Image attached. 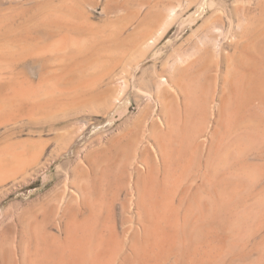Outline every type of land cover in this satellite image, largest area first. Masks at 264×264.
Wrapping results in <instances>:
<instances>
[{"label":"rangeland","instance_id":"1","mask_svg":"<svg viewBox=\"0 0 264 264\" xmlns=\"http://www.w3.org/2000/svg\"><path fill=\"white\" fill-rule=\"evenodd\" d=\"M173 9L176 18L177 16L178 18L173 25L171 23L166 26L168 29H165L163 35L164 24L162 23H165L169 11ZM46 15H48L47 18H44ZM261 16L264 17V0H0V48L4 46L2 50H6V53H4L0 49V62H3L0 65L4 64V66H0V77H2L0 78V89H2L0 90V101H6L9 105L8 108L5 107L6 111L2 110L4 113L0 111V148L6 147L5 149H7L9 145L15 147V149L11 148L13 151H21L26 154L23 160L11 161L14 164V170L10 174L7 172L1 173L0 171V264H39L43 260L42 255H45L48 249L52 253L53 251L50 248L55 246L53 247L56 248L55 253L60 247V242L61 248H63L65 246L63 241L66 238L64 236L66 234L65 230L67 229L65 223L71 219V213L76 211L75 209L81 210V213L84 214L78 213V216L74 212L78 216L77 221L80 219L78 222L83 219H89L85 222L91 221L90 217L94 216L93 213L97 211L99 216L96 215L97 218L94 216L96 219L93 217L92 220L97 223L95 226V228L98 227L96 228V230L98 229L97 233H100L99 236L103 238H109L106 241L112 242V246H115L113 247L115 248L114 251L117 252L120 249L121 252H119H123V256L119 252L117 255L120 256L115 254L118 259L116 261L121 263L123 260V264H264V102L261 99H257L256 101L259 100V102H256L254 98L253 100L251 98L252 102L248 101L247 105L244 104L246 100H243L242 95L238 94L245 92L240 90L241 87L239 89L236 86L238 79L241 77L238 71H248V69L250 71L254 68L250 64V58L253 56L251 54H254L256 50L259 51L260 46L261 48L264 47V38L262 39V36L259 35L264 30L262 29L264 27L262 22L264 21L259 22L260 18H263ZM43 19L45 23L42 22ZM70 21L72 22L70 23ZM246 21H249L248 24L251 22L254 27L247 26ZM35 22L37 24L34 25ZM57 24L59 27H57ZM240 24L242 28H240ZM61 25L63 30L60 27ZM57 28L58 31L62 32H59L61 34L58 33ZM247 28L248 30L250 28L251 31H248ZM254 28L256 34L252 31ZM218 29L220 30L217 31ZM241 29L247 31V34L250 32L249 36L245 35L246 32ZM259 29L260 33L257 32ZM220 31L224 32V37H220ZM241 32H244V36ZM251 32L253 35H250ZM62 34H64L63 36L69 34L68 37L65 36L68 43H70V40L73 41L72 39L75 37L78 40L82 39L80 42L76 41L75 38V41L83 43V46L81 44L83 48L78 44L77 49L75 45L77 43H74V45L71 43L68 44L69 47L67 45L66 48L68 49H64L62 52L60 49L64 38L61 36ZM212 35L217 40L219 39L220 44L223 43L221 44L223 54L222 52L217 54L215 51H211L212 49L209 51L203 50L210 45V39L214 38ZM254 35L258 39L253 37L252 40L251 38ZM111 36H115V38ZM245 37H249L250 41L248 38L247 42ZM153 40L156 45H154ZM228 40L229 43L226 44ZM57 41H60V43ZM135 41H137L136 44ZM6 44L9 49L5 47ZM124 44H128L126 48ZM15 45L17 47H14ZM56 45L59 46L58 49L54 47ZM70 45L73 46L70 47ZM119 45L121 49H124L120 50ZM202 45L204 46L202 47ZM20 47H23V50L24 47H27V49L20 51ZM15 49H19V52ZM59 49L61 52L58 51ZM196 50H199L200 54L197 55V58L193 56L190 59V62L198 60L197 63L194 61L195 64L192 62L194 66L190 63L178 64L182 57H189L188 55H193ZM33 51L37 52L32 54ZM77 51L81 52L77 53ZM252 51L253 53H248ZM12 53L13 55H11ZM97 54H103L102 58L101 56L100 59L99 57L96 58ZM247 54L250 58L246 57ZM88 58L93 60V63L97 60V64L103 66L97 64L95 66V63L88 61ZM241 59H244L245 62L247 59V63L249 62L248 64L252 65L250 66L252 68L247 66V63H243ZM262 60L264 62V58ZM102 61H106L107 64ZM241 63L246 65V69L241 70L244 66L239 65ZM259 63L261 65L258 64L257 68H259V65L264 67V63ZM87 64H93L94 66L88 65L89 67L84 68L85 71H83L82 68L87 67ZM80 65H83V67L81 68ZM171 66L176 70H172ZM202 66L206 67L203 68ZM207 67L208 69H206ZM247 67L249 68L247 69ZM204 70L205 72H203ZM58 72H61V74ZM196 72L203 73L195 76ZM262 72L261 76L264 77V69H262ZM262 72L258 71L259 74ZM244 73L245 75L248 74L244 71L242 75ZM256 75L255 77H260L258 74ZM195 77L197 81L199 80L198 83L194 79ZM235 77H238L237 83ZM248 77H250V73L246 76V78ZM163 78L170 79L171 87L159 90L157 84ZM82 79L84 80L82 81ZM194 80L195 84L193 83ZM24 81L33 88L37 87L38 89V87H41V89H38L41 91H37V94L42 95L46 91L47 93L50 91L56 93L55 95L60 99L59 106L52 108L53 110L46 108L48 107L46 105L47 101L51 99V96L46 98L44 97L45 94L42 97L47 101H41L42 104L44 101L46 102L45 106L43 105L44 108L42 104L32 103L31 100H36L34 98L28 100L30 102L26 101L27 103L16 102L15 98L14 101L11 98L14 96L13 90L20 82ZM86 81L92 84L89 86L90 88H81L80 85H83L81 83H86ZM174 81L177 83H174ZM189 82L195 86L190 87ZM206 82L212 84L209 86ZM241 82L240 85L244 83V79ZM78 84L80 87L77 86ZM90 84L88 83V85ZM124 84H127V88ZM180 84L185 86V88L183 87V94L186 92L185 96L188 93L186 98L182 94ZM205 86L206 88H204ZM244 86L242 87L244 88ZM193 87L195 88L194 91L192 90ZM234 88L239 89L236 91L238 94L234 92ZM206 89L207 91H205ZM190 90L193 91L192 95L189 93ZM77 91L78 93L75 94ZM222 94L224 95L222 96ZM121 95L122 98L119 99L122 100L117 102L118 97H121ZM150 95L153 102L149 100ZM56 96L52 95V98ZM188 96L192 97L189 98ZM202 97H204L203 100L200 99ZM84 98L85 104L80 105L81 99ZM91 98L92 100H90ZM53 99L56 100V98ZM53 99L51 100L52 103L50 102L51 104L55 102ZM78 99L81 101L79 104ZM237 99L243 100L242 103L247 107L245 106V108L240 103L241 101L239 102ZM253 101L256 104L253 105ZM238 102L240 106H237ZM241 105L244 108H240ZM45 108L47 111H45ZM213 109H216L217 113H214ZM168 113L172 115L170 122L175 117L172 120L173 123H170L167 119L171 116ZM235 113L238 115H235ZM186 116L188 117L185 118ZM168 126L170 129H168ZM188 126L193 127L194 131L193 128ZM184 127H187L188 130L185 128L184 131ZM171 131L175 133L172 134ZM161 132L162 135H160L163 138L164 135L167 136V142H164L167 146L160 143V141H165V138L163 140L159 136ZM189 132L192 135L196 134L192 136ZM186 135L188 142L191 138L192 143L189 142V145H185ZM189 135L190 138H188ZM168 138L169 141L171 139V143ZM153 140L160 141L155 143ZM156 144L158 145L156 146ZM160 144L164 146L163 149L167 147L168 152H166V155L170 153L172 155H170L171 159L175 157V161L168 157H166L167 160L166 158L164 160L166 162H176L175 166L173 162H169L170 164L163 163L162 158L165 155V150L164 155L158 153V146H162ZM196 144L199 145V148ZM152 146L157 148L154 147L153 149ZM168 146L170 147L168 148ZM181 149H183L185 155L183 151V154L180 153ZM154 154L159 155L160 161L157 157V159L155 158ZM151 155L154 156L151 157ZM178 155L182 156V159L180 158L177 162ZM115 158H119L121 161ZM101 160H104V162ZM12 163L9 164L10 168L8 166L7 170L12 169ZM149 163L152 165L151 169ZM108 165H111V168ZM162 165L166 166V170ZM168 166L169 169H167ZM100 167L103 169L101 170ZM147 167L151 170L148 171L156 176H160V173H162L161 179L159 177L158 187L161 191L165 185L166 189L164 188L162 194H160L162 196L159 197L162 204L167 199H170V202L167 200L166 205L157 208L159 218L155 220V226H157L155 228L156 238L153 240L150 253L139 261H135L130 258V252L136 236L137 238L142 236L141 225H143L145 218L143 215V218L140 219L141 200L138 202V199L142 197V195L139 197L142 194L140 189L143 190L150 180L149 175L148 178L142 175L148 172ZM154 167L162 168L155 172L152 171ZM107 168H110V170ZM158 168H155V170ZM170 168L173 170H170ZM136 169L139 170L136 171ZM162 170L168 171H164L165 174H163ZM168 174L171 177L169 176L170 179L167 181L166 176ZM173 174H175V179ZM138 177H140L139 179L142 178L140 182L142 181L143 185L139 183ZM177 179L181 180H178L182 186L180 188H178V182H172V180L177 181ZM164 180L167 182H164ZM217 182H219V186ZM215 184L220 188L218 189L221 195ZM224 185L227 187L221 189ZM229 186H232L235 192L241 187L235 193L231 190L232 187L229 188ZM171 188L177 192L175 193L174 190L172 192ZM179 190L181 195L177 197L175 194L178 195ZM187 190L189 192H186ZM169 191H171V194ZM221 192H224L225 195H222ZM236 194L237 196H235ZM168 195L171 197L169 198ZM182 196H184V199ZM217 196L220 198L217 199ZM163 197L165 201H163ZM179 197L183 201L179 202ZM221 197L222 201H220ZM228 197L230 198L227 199ZM173 198V201H176L175 206L173 203L171 205ZM85 199H89L90 202L86 200L88 205L92 204L94 206L87 207ZM223 200L224 203H220ZM227 201L229 202L227 203ZM83 202H85V205ZM179 204L181 205L179 206ZM78 206H81L79 208L82 209L76 208ZM163 206L167 207L164 212L165 207ZM88 208L95 209L89 210ZM193 215H196V217H192ZM84 220L83 224L85 223ZM175 220H177V226L176 229H172L170 225ZM94 222L89 224L95 225ZM79 233L81 235L78 236H84L85 234L82 231ZM56 238H61L62 241L57 239L60 240L58 243ZM53 242L57 244L54 243L55 245L51 246ZM57 245L59 246L57 247ZM94 247L96 246H92V255L93 250H96ZM42 249H44L43 254L41 252L37 253ZM98 251H94L97 256L100 253ZM125 251L129 253H127L129 256V258L127 256V259ZM112 253L114 254V252ZM35 254L37 256L39 254L40 261L36 260L37 256ZM40 254L42 257H40ZM109 257L110 254L107 258ZM122 257L128 262H124ZM101 262H103L101 264H107V261L104 262L102 259ZM120 263L118 262V264Z\"/></svg>","mask_w":264,"mask_h":264},{"label":"bare ground","instance_id":"2","mask_svg":"<svg viewBox=\"0 0 264 264\" xmlns=\"http://www.w3.org/2000/svg\"><path fill=\"white\" fill-rule=\"evenodd\" d=\"M169 12H170L169 15L166 14V15H167V17H166L167 19L164 18V19H166L165 23H162V24H164V28L162 27V28L164 29V30H163V35L165 34V31H166L165 29H168L166 26H169V24H171V23H172V25H173L174 21H176L177 18H178V16H177V18H176V14L174 13V9H173L172 11L170 10ZM172 12H173V13H172ZM175 12H176V11H175ZM46 13H47V12H46ZM53 13H55V12H53ZM56 15H57V14H56ZM166 15H165V16H166ZM47 16H48V15H46V17H44V18H47ZM61 16H62V15H61ZM62 17H63V16H62ZM62 17H61V18H62ZM261 17H263V16H261ZM56 18H57V16H56ZM73 18H74V17H73ZM179 18H180V17H179ZM263 18H264V17H263ZM263 18H260L261 20H260L259 22L264 21ZM37 19H38V18H37ZM262 19H263V20H262ZM6 20H7V19H6ZM39 20H40V19H39ZM55 20H56V19H55ZM37 21H38V20H37ZM37 21H36V22H37ZM47 21H48V19H47ZM47 21H46V22H47ZM61 21H62V20H61ZM61 21H60V22H61ZM63 21H64V19H63ZM63 21H62V22H63ZM65 21H67V20H65ZM73 21H75V20H73ZM36 22L34 23V25L38 23V22H37V23H36ZM42 22H44V19H43ZM42 22H41V23H42ZM60 22H59V24H61ZM71 22H72V21H70V23H71ZM77 22H78V21H77ZM44 23H45V22H44ZM56 23H57V21H56ZM74 23H75V22H74ZM153 23H154V22H153ZM157 23H158V22H157ZM206 23H208V22H206ZM206 23H205V24H206ZM209 23H210V22H209ZM209 23H208V24H209ZM244 23H245V22H244ZM244 23H243V24H244ZM248 23H249V21H248V22L246 21L247 26L250 25L249 27H251V28H252V26L254 27V25H251V22H250V24H248ZM262 23H264V22H262ZM5 24H6V23H5ZM8 24H9V23H8ZM38 24H40V22H39ZM246 24H245V25H246ZM260 24H261V23H260ZM44 25L46 26V24H44ZM62 25H64V24H62ZM62 25L60 26L61 28H62ZM73 25H74V24H73ZM206 25H207V24H206ZM245 25H244V26H245ZM262 25H263V24H262ZM40 26H41V25H40ZM240 26H241V24H240ZM0 27H1V26H0ZM57 27H59L58 24H57ZM78 27H79V26H78ZM240 28H242V26H241ZM244 28L246 29V27H244ZM244 28H243V29H244ZM259 28H260V26H259ZM7 29H8V28H7ZM243 29H241V30L244 31V32H246V33H245V35H246V34H247V31H245V30H243ZM262 29H264V27H262ZM262 29H261V30H262ZM59 30H61V29H59ZM62 30H63V28H62ZM219 30H220V29H218L217 31H219ZM247 30H248V28H247ZM255 30H256L255 28L252 29V31L254 32V34H256V33H255V32H256ZM257 30H258V28H257ZM21 31H22V30H21ZM57 31H58V28H57ZM248 31H251V29L249 28ZM59 32H61V31H58V33H59ZM228 32H229V31H228ZM244 32H241V33L243 34V36H244ZM257 32L260 33V29H259V31H257ZM261 32H262L261 34H259V33H258V34L261 35L262 37H261V36H260V37L263 39V38H264V30L261 31ZM6 33H7V32H6ZM61 33H62V32H61ZM61 33H59V34H61ZM67 33H68V32H67ZM115 33H116V32H115ZM249 33H250V32H248V34H249ZM3 34H5V33L3 32ZM47 34H48V33H47ZM158 34H159V33H158ZM218 34H219V32H218ZM248 34H247V36H249ZM258 34H257V35H258ZM63 35H64V34H62L61 36L64 37V38H63V39L60 38V39H62V43H61L62 45H61V47H60V49L62 50V52H63L64 49H68V48H66L68 44L73 43V45H74V43H77L76 41H80V42H81V40H82L81 38H80L81 40H78V38L75 37V38L77 39V40L75 41V38L73 37L74 39H72V38H70V39H72V40L75 41V42H73V41L70 40V41H69L70 43H68L66 37H68L69 34H68V35H65L66 37L63 36ZM117 35H118V33H117ZM117 35H116V37H117ZM159 35H160V34H159ZM161 35H162V33H161ZM220 35H221V36H220ZM220 35H219L220 37H224V36H225V35H224V32H221V31H220ZM227 35H228V34H227ZM250 35H253L252 32H251ZM10 36H11V35H10ZM156 36H157V35H156ZM209 36H210V35H209ZM209 36H207V37H209ZM212 36L214 37V35H212ZM70 37H71V36H70ZM79 37H81V36H79ZM111 37H113V36H111ZM119 37H120V36H119ZM157 37L159 38V36H157ZM157 37L155 38L156 40H157ZM207 37H206V38H207ZM237 37H238V36H237ZM253 37H254V38H255V37L257 38V36L254 35V36H252V38H251L252 40H253ZM58 38H59V35H58ZM113 38H115V36H114ZM218 38H219V37H218ZM245 38H246V40H247L249 37H245ZM83 39H85V38H83ZM119 39H120V38H119ZM207 39H208V38H207ZM240 39H241V38H240ZM257 39H258V38H257ZM20 40H21V39H20ZM68 40H69V39H68ZM91 40H92V39H91ZM139 40H140V39H139ZM232 40H233V39H232ZM232 40H231V42H232ZM236 40H237V39H236ZM238 40H239V39H238ZM243 40H244V37H243ZM243 40L241 39V41H243ZM248 40L250 41V38H249ZM248 40H247V42H248ZM252 40H251V42H252ZM260 40H261V39H260ZM140 41H141V40H140ZM159 41H160V40H159ZM203 41H204V40H203ZM3 42H4V41H3ZM57 42H58V41H57ZM90 42H91V41H90ZM90 42H89V44H90ZM117 42H118V41H117ZM136 42H137V41H135L134 43L136 44ZM147 42H148V41H147ZM208 42H209V40H208ZM253 42H254V41H253ZM9 43H10V42H9ZM58 43H60V41H59ZM84 43H85V41H84ZM87 43H88V41H87ZM87 43H86V44H87ZM153 43H154V40H153ZM203 43H204V42H203ZM228 43H229V40H228V42H227L226 44H228ZM237 43H238V42H237ZM78 44H80V47H82V46L84 45L83 43H77V44H75V45H76V48H77V46H79ZM81 44H82V46H81ZM119 44H120V42H119ZM138 44H139V43H138ZM146 44L149 45L148 43H146ZM150 44H151V43H150ZM221 44H223V43H221ZM221 44H220V42H219V39L217 40V38L214 37V38H211V39H210V45H208V47H207L206 49H203V48H201V49L206 50V51H209V50L212 49L211 51H215V53H217V54H218V53L220 54L221 52H222V54H223V51H221ZM250 44H251V43H250ZM11 45H13V44L11 43ZM21 45H23V44H21ZM73 45H72V46H73ZM121 45H122V43H121ZM124 45H125V44H124ZM124 45H123V47H124ZM127 45H128V44H127ZM127 45H125V48H126ZM152 45H153V44H152ZM154 45H156V44L154 43ZM252 45H253V44H252ZM255 45H256V44H255ZM255 45H254V46H255ZM258 45H259V44H258ZM25 46H26V45H25ZM72 46L70 45V47H72ZM88 46H89V45H88ZM119 46H120V45H119ZM119 46H118V47H119ZM129 46H130V45H129ZM139 46H141V44H139ZM149 46H151V45H149ZM200 46H201V45H200ZM203 46H204V45H202V47H203ZM245 46H246V45H245ZM5 47H7V44H6ZM14 47H17V45H15ZM28 47H29V46H28ZM47 47H48V46H47ZM54 47H56V49L59 48L58 45H56V46H54ZM57 47H58V48H57ZM68 47H69V45H68ZM84 47H86V46H84ZM205 47H206V46H205ZM255 47H256V46H255ZM2 48H4V46H1L0 49L2 50ZM7 48L9 49V47H7ZM7 48H5V49H7ZM10 48H11V47H10ZM12 48H13V46H12ZM12 48H11V49H12ZM18 48H19V47H18ZM21 48H22V49H21ZM24 48L27 49V47H24ZM40 48H41V47H40ZM73 48H74V47H73ZM82 48H83V47H82ZM86 48H88V47H86ZM237 48H238V47H237ZM245 48H247V47H245ZM256 48H257V47H256ZM256 48H255V49H256ZM263 48H264V47L261 48V46H260L259 51L256 50V52H257V53L259 52V54H257L256 52H255L254 54H251V53H253V51H252V52H248L249 54H251V56L253 55L252 58L248 57L249 54H247V56H246V57L250 58V62H251L250 64H252L254 68L250 67V66H252V65L248 64L249 62L247 63V59H246V62L244 61V59H243V60L241 59V60L243 61V63H245V64L247 63V66H249L250 68H252V69H250V71H249V69H248L249 67H247V69H248V71H247V70H244V69H246V67H245L246 65H245V64H242V63L239 64V65H244V66H242V69H241V70H244V71L246 72V74H247V73H248V74L250 73V77L246 78V76H248V74L245 75V73H244V75H242L244 71H241V72H240V70L238 71V73L240 74L241 77H240L239 79H238L239 76H238L237 78L235 77V79H236L235 82H236V83H237V79L239 80V81H238V84H236V86L239 87V89H240V87H241L240 90H242V91L244 90L245 93L241 92L242 94H241V93L238 94V92H236V91L239 90V89L236 90L235 88H234V92H235L236 94L240 95V96L242 95V96H241L242 99H243V100H246L245 103H244V104H246V105L248 104V103H247L248 101H251V98H252V100H253V98H254L255 101H256L257 99H259V100L261 99V100L264 102V100H263V98H264V79H262V78H264V77L261 76V75L263 74L262 69H264V67H263V65H262V67H261V66H260L261 64L259 63V62H261L262 64L264 63L263 60L261 61V59L264 58V50H263ZM8 49H7V50H8ZM25 49H24V50H25ZM29 49H30V47H29ZM32 49H33V48H32ZM34 49H36V48H34ZM48 49H49V48H48ZM60 49H59L58 51L61 52ZM77 49H78V48H77ZM115 49H117V48H115ZM123 49H124V48H123ZM123 49H121V46H120V50H123ZM247 49H248V48H247ZM257 49H258V48H257ZM13 50H14V49H13ZM17 50H18V52H19V49H15V51H17ZM24 50H23V47H20V51H24ZM79 50H80V49H79ZM85 50H86V49H85ZM199 50H200V49H199ZM199 50H196V51L193 53V55L190 54L191 56L188 55L189 57H187V56H186L185 58L182 57L181 60L178 62V64H179V65H185V64H187V63H190L192 66H194V65L192 64V62H194L195 60H194V61L192 60V62H190V61H191L190 59H192L193 56H196L195 58H197V57H198L197 55L200 54V53H199ZM235 50H236V49H235ZM251 50H253V49H251ZM2 51H3L4 53H6V50L3 49ZM10 51H11V50H10ZM38 51H39V50H38ZM51 51H53V50H51ZM74 51H75V50H74ZM83 51H84V49H83ZM246 51H247V50H246ZM7 52H9V51H7ZM34 52H35V51H33L32 54H35L37 51H36L35 53H34ZM48 52H49V50H48ZM79 52H81V51H79ZM79 52L77 51V53H79ZM102 52H103V51H102ZM111 52H113V51H111ZM235 52H236V51H235ZM235 52H234V53H235ZM1 53H2V52H1ZM16 53H17V52H16ZM57 53H58V52H57ZM103 53H104V52H103ZM105 53H106V52H105ZM119 53H120V51H119ZM119 53H117V54H119ZM217 54H216V55H217ZM11 55H13V53H12ZM16 55H17V54H16ZM18 55H19V53H18ZM41 55H42V54H41ZM79 55H80V54H79ZM97 55H98V56H95V57H96V58L99 57V59H100V56H101V58H102V55H103V54H101V55H100V54H97ZM104 55H105V54H104ZM107 55H108V54H107ZM119 55H120V54H119ZM121 55H122V53H121ZM9 56H10V55H9ZM14 56H15V54H14ZM19 56H21V55H19ZM19 56H18V57H19ZM24 56H25V55H24ZM199 56H200V55H199ZM233 56H234V55H233ZM0 57H1V55H0ZM12 57H13V56H12ZM12 57H11V58H12ZM26 57H28V56H26ZM95 57H94V58H95ZM103 57H104V56H103ZM204 57H205V56H204ZM246 57H245V58H246ZM2 58H3V57H2ZM15 58H16V57H15ZM62 58H63V57H62ZM199 58H200V57H199ZM205 58H206V57H205ZM205 58H204V59H205ZM208 58H209V57H208ZM91 59H93V58H91ZM99 59H98V60H99ZM201 59H202V58H201ZM11 60H12V59H11ZM69 60H70V59H69ZM77 60H78V59H77ZM107 60H109V59H107ZM107 60H106V61H107ZM13 61H14V59H13ZM61 61H62V59H61ZM74 61H76V60H74ZM84 61H85V60H84ZM88 61H91V63H93V62H92L93 60H89V58H88ZM106 61H102V62H104L105 64H107ZM196 61H198V60H196ZM196 61H195V62H196ZM199 61H200V60H199ZM211 61H212V60H211ZM211 61H210V62H211ZM235 61H236V59H235ZM79 62H80V61H79ZM195 62H194V64H195ZM202 62H203V61H202ZM202 62H201V63H202ZM238 62H239V61H238ZM0 63H3V62L1 61ZM63 63H64V62H63ZM63 63H61V64H63ZM67 63H68V62H67ZM67 63H65V64H67ZM71 63H72V61H71ZM71 63H70V65H71ZM82 63H83V62H82ZM94 63H95V66L98 65V64H97V60L94 61ZM94 63H93V64H94ZM104 63H103V64H104ZM109 63L111 64L110 61H109ZM196 63H197V62H196ZM206 63H208V62H206ZM93 64H91V65H90V64H87V67H83V65H80V66H81V68L83 67L82 69H84V68L86 69V68L89 67L88 65H90V66H94ZM96 64H97V65H96ZM198 64H199V63H198ZM258 64H260V65H259V68H257V65H258ZM8 65H10V64H8ZM172 65H173V64H172ZM205 65H206V64H205ZM0 66L2 67V66H4V64H3V65H0ZM80 66H79V67H80ZM85 66H86V65H85ZM98 66H103V65L99 64ZM174 66H175V65H174ZM195 66H196V65H195ZM206 66H207V65H206ZM206 66H205V67H206ZM5 67H6V66H5ZM74 67H75V66H74ZM76 67H77V66H76ZM171 67H172V66H171ZM190 67H191V66H190ZM196 67H197V66H196ZM202 67H203V66H202ZM205 67H203V68H205ZM230 67H231V66H230ZM243 67H244V68H243ZM260 67H261V68H260ZM9 68H10V67H9ZM9 68H7V69H9ZM67 68H68V67H67ZM72 68H73V66H72ZM104 68H105V66H104ZM108 68H109V67H108ZM168 68H169V67H168ZM186 68H187V67H186ZM203 68H202V69H203ZM256 68H257V69H256ZM0 69H1V68H0ZM10 69H11V68H10ZM10 69H9V70H10ZM76 69H77V68H76ZM82 69H80V70H82ZM85 69H84L83 71H85ZM177 69H178V68H177ZM198 69H199V68H198ZM206 69H208V67H207ZM209 69H210V68H209ZM258 69H260V70H258ZM2 70H3V68H2ZM4 70H6V69H4ZM78 70H79V69H78ZM172 70H176V68H173V67H172ZM178 70H179V69H178ZM178 70H177V71H178ZM196 70H197V69H196ZM257 70H258V71H261L262 73L259 74ZM0 71H1V70H0ZM56 71H57V70H56ZM56 71H55V72H56ZM170 71H171V70H170ZM170 71H169V72H170ZM177 71H176V73H177ZM197 71H198V70H197ZM12 72H13V71H12ZM78 72H79V71H78ZM198 72H200V71H198ZM203 72H205V70H204ZM203 72H201V73H197V72H196L194 75H195V76H196L197 74H201V75H202ZM253 72H255L256 74H258V76H260L259 78H261L262 80L259 79V78H257V77H255V76H257V75H256L255 73H253ZM58 73L61 74V72H58ZM68 73H72V72H68ZM68 73H67V74H68ZM170 73H171V72H170ZM172 73H173V72H172ZM228 73H229V72H228ZM238 73H237V75H238ZM5 74H7V73H5ZM13 74H14V72H13ZM254 74H255V75H254ZM2 75H3V74H2ZM56 75H57V74H56ZM62 75H63V74H62ZM69 75H71V74H69ZM237 75H236V76H237ZM253 75H254V77H252ZM7 76H8V75H7ZM72 76H73V75H72ZM182 76H183V75H182ZM243 76H244V77H243ZM69 77H70V76H69ZM242 77H243V78H242ZM0 78H2V77H0ZM60 78H62V77H60ZM72 78H73V77H72ZM72 78H71V80H72ZM191 78H193V77L191 76ZM198 78H199V77H198ZM233 78H234V77H233ZM233 78H232V79H233ZM241 78H242V79H241ZM245 78H246V79H245ZM63 79H64V77H63ZM184 79H185V78H184ZM186 79H187V78H186ZM194 79L197 81V78H196V77H195ZM207 79H209V78H207ZM235 79H234V80H235ZM240 79H241L242 81H243V79H244V83H243L242 85L239 84V83L241 82ZM59 80H60V79H59ZM61 80H62V79H61ZM75 80H76V79H75ZM83 80H84V79H82V81H83ZM85 80H86V78H85ZM91 80H92V79H91ZM94 80H95V79H94ZM94 80H93V82H94ZM169 80H170V79H168V78H167V79H166V78H163V80L161 79V81L158 82L159 84H157V85H158L157 87H159V90H161V89H167L169 86L171 87V84H170V81H169ZM188 80H189V79H188ZM192 80H193V79H192ZM195 80H194V82H193V81H191V82H193V83L195 84ZM213 80H214V79H213ZM198 81H199V80H198ZM198 81H197V83H198ZM211 81H212V80H211ZM74 82H75V81H74ZM76 82L79 83L77 80H76ZM76 82H75V83H76ZM80 82H81V80H80ZM84 82H85V81H84ZM84 82L81 83V84H83V85H80V86H82L81 88H86V87L90 88L89 86L92 85V84H90V82H88L90 85H88L87 81H86L87 84L84 83ZM172 82H173V81H172ZM172 82H171V83H172ZM191 82L188 83V84L190 85V87H192V85H194V84H191ZM208 82H210V81H208ZM208 82H206V84H207ZM62 83H63V82H62ZM124 83H126V82H124ZM174 83H177V82L174 81ZM174 83H173V84H174ZM197 83H196V84H197ZM241 83H242V82H241ZM79 84H80V83H79ZM79 84H78L77 86H79ZM95 84H96V80H95ZM95 84L93 83V85H95ZM188 84H187V86H189ZM206 84H204V85H206ZM208 84H209V83H208ZM211 84H212V83H210L209 86H210ZM71 85H72V84H71ZM75 85H76V84H75ZM124 85H125V87L127 88V84H124ZM177 85L179 86V84H177ZM177 85H176V86H177ZM180 85H181V84H180ZM238 85H239V86H238ZM243 85H245L244 88L242 87ZM5 86H6V85H5ZM72 86H73V85H72ZM77 86H75V87H77ZM80 86H79V87H80ZM174 86H175V85H174ZM181 86H182V94H183V92H184L183 89L185 88V86H184V85H181ZM194 86H195V85H194ZM201 86H202V85H201ZM236 86H235V87H236ZM73 87H74V86H73ZM79 87H78V88H79ZM93 87H94V86H93ZM93 87H92V88H93ZM179 87H180V86H179ZM183 87H184V88H183ZM207 87H208V86H207ZM230 87H231V86H230ZM55 88H56V87H55ZM55 88H54V89H55ZM88 88H87V89H88ZM188 88H189V87H188ZM201 88H202V87H201ZM204 88H206V86H205ZM228 88H229V87H228ZM228 88H227V89H228ZM4 89H5V88H4ZM38 89H41V87H38ZM38 89H37V87H36V88H33L31 85L29 86L27 83H25V81L22 82V83L20 82V83L14 88V90H13V92H14L13 95H14V96L11 97V98H13V100H14V98H15L16 102H22V103H23V102H25V103L30 102V101H28V100H30L31 98H32V99L34 98V99H36V100H31L32 103L35 102V104H36V103H37V104H42L41 101L45 100V98H43L42 96L45 94L44 97L49 98V97L51 96V97H50L51 99H48L49 101L45 100V101H47V104H46V102L44 101L43 104H42V107H43V105L45 106V104H46V105L48 106V107H46V108H48V109L50 108L51 110H53L54 108H56L57 106H59L58 104H59V100H60V99H58V96L55 95L56 93L54 94V93L51 92V91L48 92V93H47V91H46V92L42 91V92H44V93H42V95H40V94H37V93H38L37 91H41V90H38ZM123 89H124V88H123ZM189 89H191V88H189ZM194 89H195V88L193 87L192 90L194 91ZM207 89H208V88H207ZM207 89H206L205 91H207ZM0 90H2V89H0ZM49 90H50V89H49ZM64 90H65V89H64ZM77 90H78V89H77ZM90 90H91V89H90ZM186 90H187V89H186ZM208 90H209V89H208ZM83 91H84V90H83ZM193 91H192V92H193ZM200 91H201V90H200ZM231 91H232V90H231ZM71 92H72V90H71ZM73 92H74V90H73ZM123 92H124V94H125V91H124V90H123ZM175 92H176V91H175ZM180 92H181V91H180ZM192 92H191V90H190L189 93H191V95H192ZM201 92H204V91H201ZM239 92H240V91H239ZM63 93H64V92H63ZM77 93H78V91H77L75 94H77ZM80 93H81V92H80ZM140 93H141V92H140ZM185 93H186V92H185ZM185 93H184V94H185ZM204 93H205V92H204ZM204 93H202V94H204ZM75 94H73V95H75ZM120 94H123V93H120ZM124 94H123V95H124ZM180 94H181V93H180ZM182 94H181V95H182ZM184 94H183V96H184ZM218 94H219V93H218ZM236 94H235V97H236ZM52 95H53V96H56V97H53V98H56V100H54V99L52 98ZM61 95H62V94H61ZM80 95H81V94H80ZM83 95H84V93H83ZM83 95H81V96H83ZM143 95H144V93H143ZM187 95H188V93L184 96V98H186ZM223 95H224V94H222V96H223ZM233 95H234V94H233ZM238 95H237V96H238ZM243 95H244V96H243ZM146 96H147V94H146ZM203 96H204V95H203ZM216 96H217V95H216ZM67 97H68V96H67ZM67 97H66V98H67ZM72 97H73V96H72ZM77 97H78V96H77ZM84 97H85V96H84ZM88 97H89V96H88ZM90 97H91V96H90ZM188 97H189V96H188ZM190 97H192V96H190ZM190 97H189V98H190ZM224 97H226V96H224ZM228 97H229V96H228ZM241 97H240V98H241ZM243 97H244V98H243ZM41 98H43V99H41ZM59 98H60V97H59ZM73 98H74V97H73ZM78 98H79V97H78ZM119 98H122V95H121V97H118V101L116 100L117 102H120L119 100H122V99H119ZM149 98H150V99H149ZM149 98H148V99L151 101V100H152L151 95L149 96ZM214 98H216V97H214ZM237 98H238V97H237ZM52 99L55 101V102H53V104H51V103H52V101H51ZM62 99L64 100V98H62ZM71 99H72V98H71ZM200 99L203 100L204 97H202V98H200ZM247 99H249V100H247ZM10 100H12V99H10ZM15 100H14V101H15ZM38 100H39V101H38ZM66 100H68V99H66ZM78 100H79V101H78ZM78 100H77V102H78V104H79V102H81V101H80V99H78ZM81 100H82V102H83V100H84V102H83V103L81 102L82 104L80 103V105H84V104H85V98H84V99H81ZM88 100H89V99H88ZM90 100H92V98H91ZM185 100H188V99H185ZM189 100H190V99H189ZM225 100H227V99H225ZM237 100H238V99H237ZM243 100L241 101V100L239 99L238 101H239V102L241 101L240 103L243 104V103H242ZM259 100L256 101V102H259ZM26 101H27V102H26ZM36 101H38V102H36ZM75 101H76V100H75ZM200 101H201V100H200ZM9 102H10V101H9ZM12 102H13V101H12ZM12 102H11V104H13ZM48 102H49V103H48ZM50 102H51V103H50ZM92 102H93V101H92ZM152 102H153V100H152ZM187 102H188V101H187ZM220 102H221V100H220ZM223 102H224V100H223ZM226 102H228V100H227ZM239 102H238L237 106L239 105ZM251 102H252V101H251ZM251 102H250V103H251ZM73 103H74V102H73ZM86 103H87V102H86ZM214 103H215V102H214ZM11 104H10V105H11ZM16 104H17V103H16ZM16 104H15V105H16ZM18 104H20V103H18ZM48 104H49V105H48ZM62 104H63V103H62ZM87 104H88V103H87ZM116 104H118V103H116ZM188 104H189V102H188ZM215 104L217 105V103H215ZM219 104H220V103H219ZM222 104H223V103H222ZM244 104H243V105H244ZM254 104H256V103H254V101H253V105H254ZM260 104H261V103H260ZM263 104H264V103H263ZM13 105H14V104H13ZM13 105H12V106H13ZM185 105H186V104H185ZM223 105H224V104H223ZM223 105H222V106H223ZM225 105H227V104H225ZM228 105H229V104H228ZM243 105H241L240 108H244V107L246 106V105H244V107H242ZM258 105H259V104H258ZM7 106H9V105L6 103V101H5V102H3V101L1 102V101H0V111L5 110V107H7ZM239 106H240V105H239ZM248 106H249V105H248ZM263 106H264V105H263ZM61 107H62V105H61ZM61 107H60V108H61ZM217 107H218V106H217ZM220 107H221V106H220ZM246 107H247V106H246ZM246 107H245V108H246ZM249 107H250V106H249ZM7 108H8V107H7ZM40 108H41V107H40ZM43 108H44V107H43ZM46 108H45V111H47ZM52 108H53V109H52ZM58 108H59V107H58ZM222 108H223V107H222ZM224 108H225V106H224ZM226 108H227V106H226ZM41 109H42V108H41ZM61 109H62V108H61ZM184 109H185V108H184ZM217 109H218V108H217ZM236 109H237V108H236ZM238 109H239V108H238ZM238 109H237V110H238ZM43 110H44V109H43ZM59 110H60V109H59ZM213 110H214V109H213ZM215 110H216V109H215ZM215 110H214V111H215ZM222 110H223V109H222ZM237 110H236V111H237ZM239 110H241V109H239ZM247 110H248V108H247ZM5 111H6V110H5ZM39 111H40V110H39ZM55 111H56V110H55ZM183 111H184V110H183ZM186 111H187V110H186ZM206 111H208V110L206 109ZM244 111H245V110H244ZM244 111H243V112H244ZM2 112L4 113V111H2ZM8 112H9V111H8ZM14 112H15V111H14ZM221 112H222V111H221ZM223 112H224V111H223ZM223 112H222V113H223ZM243 112H241V113H243ZM249 112H250V111H249ZM3 113H2V114H3ZM187 113H188V112H187ZM214 113H217V112L215 111ZM238 113H240V112H238ZM241 113H240V114H241ZM6 114H7V113H6ZM169 114H170V113H168V115H169ZM174 114H175V112H174ZM183 114H184V113H183ZM236 114H237V113H235V115H236ZM240 114H239V115H240ZM20 115H21V114H20ZM170 115H171V114H170ZM177 115H178V114H177ZM179 115H180V114H179ZM189 115L191 116V114H189ZM222 115H223V114H222ZM226 115H227L228 117H230L228 114H226ZM237 115H238V114H237ZM243 115L245 116V114H243ZM14 116H15V115H14ZM35 116H36V115H35ZM190 116H189V118H190ZM217 116H218V115H217ZM223 116H224V115H223ZM166 117H167V116H166ZM171 117H172V115H171L170 117L167 118V119L169 120V122H170ZM183 117H184V115H183ZM187 117H188V116H186L185 118H187ZM218 117H219V116H218ZM228 117H227V120H228ZM164 118H165V117H164ZM173 118H175V117H173ZM173 118H172V120H173ZM241 118H244V117H241ZM241 118H240V119H241ZM167 119H166V121H167ZM176 119H177V118H176ZM237 119H238V117H237ZM172 120H171V122H172ZM185 120H186V119H185ZM187 120H188V119H187ZM191 120H192V118H191ZM216 120H217V119H216ZM216 120H215V121H216ZM204 121H205V120H204ZM204 121H203V122H204ZM171 122H170V123H171ZM173 122H174V121H173ZM173 122H172V123H173ZM186 122H187V121H186ZM188 122H189V121H188ZM188 122H187V123H188ZM206 122H207V121H206ZM208 122H209V121H208ZM222 122H223V121H222ZM226 122H227V121H226ZM166 123H167V122H166ZM166 123H165V124H166ZM190 123H191V122H190ZM190 123H189V124H190ZM216 123H217V122H216ZM167 124H168V123H167ZM189 124H187V125H189ZM208 124H210V123H208ZM228 124H229V122H228ZM233 124H235V123H233ZM168 125H169V124H168ZM175 125H176V124H175ZM190 125H191V124H190ZM220 125H221V124H220ZM224 125H225V124H224ZM185 126H186V125H185ZM209 126H210V125H209ZM213 126H214V125H213ZM225 126H226V125H225ZM225 126H224V127H225ZM227 126H228V125H227ZM168 127H169V126H168ZM170 127H171V125H170ZM170 127H169L168 129H170ZM188 127H190V126H188ZM215 127H216V126H215ZM235 127H236V125H235ZM174 128H175V127H174ZM185 128L188 130L187 127H184V131H185ZM190 128H193V127H190ZM177 129H178V128H177ZM182 129H183V128H182ZM206 129H207V127H206ZM166 130H167V129H166ZM179 130H181V129L179 128ZM189 130H191V129H189ZM226 130H227V129H226ZM226 130H225V131H226ZM229 130H230V129H229ZM160 131H162V130H160ZM167 131H168V130H167ZM167 131H166V132H167ZM175 131H176V129H175ZM193 131H194V128H193ZM237 131H239V130H237ZM237 131H236V132H237ZM169 132H170V131H169ZM169 132H168L167 134H169ZM171 132H172V134L175 133L174 131H171ZM177 132H178V130H177ZM228 132H230V131H228ZM163 133H165V132H163ZM186 133H188V132L186 131ZM192 133H194V132H192ZM160 134L162 135V132L159 133V136L162 137ZM167 134H166V135H167ZM184 134H185V133H184ZM189 134H190V132H189ZM195 134H196V133H195ZM195 134H193V135L195 136ZM208 134H210V133H208ZM177 135H178V134H177ZM190 135H192V134H190ZM190 135L188 136V138L191 137ZM193 135H192V136H193ZM200 135H202V134H200ZM169 136H170V134L168 135V137H169ZM166 137H167V136H166ZM166 137H165V135H164L165 141H163V142L160 141V140H162V139H160L159 137H158V139H160V140H156V141H158V142L160 141V143L164 144V142H167ZM171 137H172V135H171ZM204 137H206V136H204ZM214 137H215V136H214ZM153 138H154V136H153ZM162 138H163V137H162ZM164 138H163V140H164ZM207 138H208V137H207ZM212 138H213V137H212ZM224 138H225V136H224ZM121 139H122V138H121ZM185 139H187V135H186V138H185ZM221 139H222V138H221ZM182 140H183V139H182ZM205 140H206V139H205ZM211 140H212V139H211ZM222 140H223V139H222ZM153 141H155V140H153ZM156 141H155V143H157ZM168 141H169V138H168ZM170 141H171V139H170ZM170 141H169V142H170ZM176 142H177V141H176ZM183 142H185V141H183ZM189 142L192 143V142H191V138H190V141H189ZM189 142H188V139H187V140H186V144H185V143H184V144L187 145ZM205 142H206V141H205ZM213 142H214V141H213ZM170 143H171V142H170ZM172 143H173V142H172ZM198 143H199V142H198ZM203 143H204V142H203ZM208 143H209V141H208ZM21 144H22V143H21ZM25 144H26V142H25ZM162 144H160V145H162ZM167 144H168V143H167ZM16 145H17V144H16ZM147 145H148V144H147ZM154 145H155V144H154ZM157 145H158V144H156V146H157ZM164 145H165V144H164ZM168 145H169V144H168ZM175 145H176V144H175ZM188 145H189V144H188ZM192 145H193V144H192ZM196 145H197V144H196ZM204 145H205V144H204ZM204 145H203V146H204ZM218 145H219V144H218ZM25 146H26V145H25ZM27 146H28V145H27ZM156 146H154V147H156ZM165 146H167V145H165ZM171 146H172V144H171ZM194 146H195V144H194ZM197 146H198V148H199V145H197ZM197 146H196V147H197ZM8 147L11 149L13 146L11 147V146L8 145V146H7V149H5L6 147H5V148H0V149H3V150H0V171H1V173L7 172V173L10 174V173L14 170V164H13L11 161L14 160V162H15V160H20V159L23 160V158L26 157V154H23L21 151H20V152H16V151H13L12 149L10 150ZM145 147H146V146H145ZM147 147H149V146H147ZM152 147H153V146H152ZM154 147H153V149H154ZM163 147H164L163 145H162V146H158V153H160V155H164V150H165V155H164V157L162 156V157H163V158H162V161H163V163L165 162V163L170 164L169 162L172 163L173 161H168V162H166V161L164 160V158H166V157L170 158V155H171V154H170V153H169V154L167 153V155H166V152H168L167 149H166L167 147H165L164 149H163ZM169 147H170V146H168V148H169ZM182 147H183V146H182ZM182 147H181V148H182ZM185 147H186V146H185ZM187 147H189V146H187ZM196 147H195V148H196ZM207 147H208V146H207ZM209 147H210V146H209ZM213 147H214V146H213ZM156 148H157V147H156ZM13 149H15V147H13ZM17 149H18V148H17ZM17 149H16V150H17ZM172 149H173V148H172ZM187 149H188V148H187ZM193 149H194V147H193ZM193 149H192V151H193ZM117 150H118V149H117ZM146 150H147V149H146ZM150 150H151V148H150ZM196 150H197V149H196ZM198 150H199V149H198ZM217 150H218V149H217ZM217 150H216V151H217ZM148 151H149V148H148ZM151 151H152V150H151ZM182 151H183V149H181V151H180L181 154L184 153V151H183V153H182ZM206 151H207V150H206ZM114 152H115V151H114ZM114 152H113V154H115ZM116 152H117V151H116ZM154 152H156V151L154 150ZM178 152H179V151H178ZM194 152H195V151H194ZM207 152H208V151H207ZM111 153H112V152H111ZM150 153H151V152H150ZM158 153H156V154H158ZM180 153H177V154L181 155ZM195 153H196V152H195ZM195 153H194V154H195ZM216 153H217V152H216ZM119 154H120V153H119ZM154 155H155V154H154ZM154 155H151V157L154 156ZM168 155H169V156H168ZM173 155H174V154H173ZM179 155H178V156H179ZM184 155H185V153H184ZM184 155H183V157H184ZM186 155H187V154H186ZM192 155H193V152H192ZM207 155H208V154H207ZM215 155H216V154H215ZM107 156H108V155H107ZM113 156H114V155H113ZM116 156H117V155H116ZM116 156H115V157H116ZM119 156H120V155H119ZM158 156H159V155H158ZM158 156L155 155V158H156V157L158 158ZM171 156H172V155H171ZM178 156H177V162H178V160H180V158L182 159V156H179V157H178ZM34 157H35V156H34ZM120 157L122 158V156H120ZM173 157H174V156H173ZM192 157H193V156H192ZM196 157H197V155H196ZM153 158H154V157H153ZM157 158H156V159H157ZM159 158H160V157H159ZM159 158H158V160H159ZM168 158H166V160H167ZM213 158H214V157H213ZM115 159H116V158H115ZM118 159H119V158H118ZM118 159H116V160H118ZM170 159H171V158H170ZM174 159H175V157H174ZM174 159L172 158L171 160H174ZM28 160H29V159H28ZM119 160L121 161V159H119ZM154 160H155V159H154ZM192 160H193V159H192ZM194 160H195V159H194ZM9 161H10V162H9ZM101 161H102V160H101ZM159 161H160V160H159ZM174 161H175V160H174ZM184 161H185V160H184ZM195 161H196V160H195ZM8 162H9V163H8ZM16 162H17V161H16ZM102 162H104V160H103ZM115 162H116V161H115ZM117 162H118V161H117ZM7 163H8V164H7ZM10 163H12V169H9V168H10V166H9ZM17 163H18V162H17ZM99 163H100V162H99ZM118 163H119V162H118ZM118 163H117V164H118ZM124 163H125V162H124ZM173 163H174V162H173ZM179 163H180V162H179ZM26 164H27V163H26ZM26 164H25V165H26ZM154 164H155V163H154ZM175 164H176V162L174 163V166H175ZM180 164H181V163H180ZM193 164H194V163H193ZM193 164H191V165H193ZM19 165H20V164H19ZM124 165H125V164H124ZM135 165H136V164H135ZM156 165H157V164H156ZM184 165H185V164H184ZM8 166H9V168H8L9 170H7V167H8ZM103 166H104V165H103ZM108 166L110 167L111 165H108ZM139 166H140V165H139ZM145 166H148V165H145ZM149 166H150V169H151V168H152V165H150V163H149ZM162 166H163V165H162ZM172 166H173V165H172ZM17 167H18V166H17ZM97 167H98V166H97ZM101 167H102V166H101ZM101 167H100V168H101ZM105 167H107V166H105ZM141 167H142V165H141ZM158 167H159V166H158ZM158 167H154V168L152 169V171L154 170V171L156 172V171H158V170H160V169L162 168V167H161V168L159 169ZM163 167L165 168L166 166L164 165ZM170 167H171V165H170ZM110 168H111V167H110ZM110 168H107V169L110 170ZM137 168H139V167H137ZM143 168H144V167H143ZM147 168H148L147 171L150 170L149 167H147ZM155 168H158V169L155 170ZM171 168H173V167H171ZM171 168H170V170H173V169H171ZM175 168H176V167H175ZM175 168H174V170H176ZM21 169H22V168H21ZM102 169H103V168H101V170H102ZM134 169H135V168H134ZM167 169H169V166H168ZM189 169H191V168L189 167ZM16 170H17V169H16ZM105 170H106V169H105ZM105 170H104V171H105ZM109 170H108V171H109ZM137 170H139V169H136V171H137ZM144 170H145V169H144ZM144 170H143V171H144ZM165 170H166V168H165ZM165 170H164V171H165ZM150 171H151V170H150ZM162 171H163V170H162ZM164 171H163V174H165V172H167L168 170L165 171V172H164ZM182 171H183V170H182ZM190 171H191V170H190ZM141 172H142V171H141ZM170 172H171V171H170ZM170 172H169V173H170ZM187 172H188V171H187ZM99 173H100V172H99ZM101 173H102V171H101ZM139 173H140V172H139ZM145 173H146V172H145ZM145 173H144V174H145ZM147 173H148V174H147ZM147 173H146V175H144V174H142V175H143V176H146V177L149 175V178H150L149 183H148L147 185H145V188H144L143 190L140 189L141 192H142V194H140L139 197H140L141 195H142V197L139 198V197L137 196V197L139 198V199H138V202H139V200H141V201H140V202H141V203H140V209H141V210H139V211H140V215H139V216H140V219H141V218H143V215H144L145 220H144V223H142L143 225H141V226H142V227H141V228H142V236L140 235L141 237H139V238H137V236H136V238L134 237L135 240H134V242H133V246L131 247L132 249L130 248V249H131V252H130V258H131L132 260H135V261H139L140 259L144 258L145 256H147V255L150 253L151 248H152L153 240H154V238H156V237H155V236H156L155 228H157V226H155V223H156L155 220H157V219L159 218L158 213H157V208H161V206L164 205V204L166 205V203H168L167 200H168V201L170 200V199H167V200L165 201V199H164L165 196L163 197V199H164L163 201H165V203L162 204V201L160 200V197L162 196V195H160V194H162L161 192H162V191L164 190V188L166 187V186L164 185L165 187L163 186V188H162L163 190H161V191H160V189H159V187H158V184L160 183V182H159V177L162 175V173H160V174H161L160 176H156V175L152 174V173L149 172V171H148ZM153 173H154V172H153ZM171 173H172V172H171ZM189 173H190V172H189ZM102 174H103V173H102ZM102 174H101V175H102ZM106 174H107V171H106ZM106 174H105V176H106ZM108 174H109V173H108ZM140 175H141V173H140ZM174 175H175V174H173V178L175 179ZM180 175H181V173H180ZM1 176H2V175H1ZM103 176H104V174H103ZM103 176H102V177H103ZM108 176H109V175H108ZM143 176H142V177H143ZM169 176H170L169 174L166 176V177L168 178V179L166 178L167 181H168V180L170 179V177H171V176H170V177H169ZM102 177H101V178H102ZM140 177H141V176H140ZM140 177H138V181H139V183H142V181L140 182V180L142 179V178L139 179ZM188 177H189V176H188ZM103 178H104V177H103ZM147 178H148V177H147ZM178 178H180V177H178ZM184 178H185V177H184ZM108 179H109V178H108ZM110 179H111V177H110ZM160 179H161V177H160ZM174 179H173V180H174ZM180 179H181V178H180ZM180 179H177V181H173V180H172V182H175V183H176V182H178V180H180ZM188 179H189V178H188ZM96 180H97V178H96ZM100 180H101V179H100ZM104 180H106V179L104 178ZM186 180H187V179H186ZM217 180H218V179H217ZM217 180H216V181H217ZM110 181H111V180H110ZM120 181H121V180H120ZM138 181H137V182H138ZM145 181H146V180H145ZM167 181L164 180V182H167ZM180 181H181V180H180ZM180 181L178 182V184H179V187H178V188H180V186H181V185H180ZM97 182H98V181H97ZM115 182H116V181H115ZM182 182H183V181H182ZM184 182H185V180H184ZM184 182H183V183H184ZM99 183H100V181H99ZM101 183H102V180H101ZM101 183H100V184H101ZM139 183H137V184H139ZM146 183H147V182H146ZM214 183H216V182H214ZM217 183H218V186H219V182H217ZM220 183H221V181H220ZM93 184H94V183H93ZM96 184H97V183H96ZM96 184H95V185H96ZM108 184H109V183H108ZM116 184H117V183H116ZM144 184H145V182H144ZM161 184H162V183H161ZM163 184H165V183H163ZM166 184H167V183H166ZM171 184H173V183H171ZM171 184H170V185H171ZM185 184H186V183H185ZM227 184H228V183H227ZM229 184H230V183H229ZM234 184H235V183H234ZM103 185H104V184H103ZM142 185H143V183H142ZM142 185H141V186H142ZM173 185H174V184H173ZM182 185H184V184H182ZM237 185L239 186V184H237ZM175 186H177V185H175ZM215 186H216V184H215ZM220 186H221V185H220ZM238 186H236V187H238ZM87 187H88V185H87ZM142 187H143V186H142ZM142 187H141V188H142ZM168 187H169V186H168ZM181 187H182V186H181ZM223 187H227V186L224 185V186L221 187V189H223ZM230 187H232V186H229V188H230ZM233 187H235V186L233 185ZM233 187H232V189H231L232 191H233V189H234ZM240 187H241V186H240ZM240 187H239V189H240ZM92 188H93V187H92ZM137 188H138V185H137ZM139 188H140V187H139ZM169 188H170V187H169ZM173 188H174V187H173ZM218 188H219V187L216 186V189H218ZM242 188H244V187H242ZM100 189H101V188H100ZM100 189H99V190H100ZM165 189H166V188H165ZM174 189H175V188H174ZM174 189H173V190H174ZM186 189H187V188H186ZM213 189H214V188H213ZM216 189H214V190H216ZM219 189H220V188H219ZM219 189L217 190L218 192L220 191ZM226 189L228 190V192H230L228 188H226ZM239 189H238V190H239ZM137 190H139V189H137ZM140 190H139V192H140ZM173 190H172V188H171V191H172V192H173ZM176 190H177V189H176ZM188 190H189V189H188ZM188 190H187L186 192H189ZM236 190H237V188H236ZM238 190H237V192H238ZM167 191H168V189H167ZM171 191H169L170 194H171ZM174 191H175V190H174ZM190 191H191V190H190ZM222 191H224V190H222ZM240 191H242V190H240ZM82 192H83V191H82ZM134 192H135V191H134ZM137 192H138V191H137ZM141 192H140V193H141ZM176 192H177V191H175V193H176ZM179 192H180V190L178 191V193H179ZM182 192H183V191H182ZM218 192H217V193H218ZM224 192H225V191H224ZM224 192H223V193L221 192L222 195H225ZM233 192H235V191H233ZM237 192H235V193H237ZM80 194H81V193H80ZM133 194H134V193H133ZM133 194H132V195H133ZM167 194H168V193H167ZM215 194H216V193H215ZM219 194H220V192H219ZM227 194H228V193H227ZM231 194H232V193H231ZM231 194H230V195H231ZM76 195H77V193H76ZM83 195H85V194H83ZM172 195H173V193H172ZM179 195H181V194H180V193H179L178 195L175 194V196H177V197H178ZM188 195H189V194H188ZM220 195H221V194H220ZM233 195H234V193H233ZM77 196H78V195H77ZM104 196H105V195H104ZM135 196H136V195H135ZM159 196H160V197H159ZM175 196H173V197L175 198ZM184 196H185V195H184ZM184 196H182L183 199H184ZM227 196H228V195H227ZM235 196H237V194H236ZM85 197H86V196H85ZM102 197H103V195H102ZM168 197H169V195H168ZM170 197H171V196H170ZM170 197H169V198H170ZM198 197H200V196H198ZM217 197H218V196H217ZM76 198H77V197H76ZM97 198H98V196H97ZM134 198H135V197H134ZM174 198L172 199L171 205H172V203H173V205H174L175 202H176V201H173ZM186 198H187V195H186ZM219 198H220V197H218L217 199H219ZM229 198H230V197H228L227 199H229ZM233 198H234V197H233ZM80 199H81V198H80ZM105 199H106V198H105ZM223 199H224V198H223ZM78 200H79V198H78ZM86 200L89 201V199H85V201H86ZM100 200H101V198H100ZM175 200H176V198H175ZM179 200H180L179 202L183 201V200H181V197H179ZM215 200H216V199H215ZM230 200H231V199H230ZM230 200H229V201H230ZM233 200H234V199H233ZM83 201H84V200H83ZM217 201H218V200H217ZM220 201H222V197H221V200H220ZM220 201H219V202H220ZM229 201H227V203H228ZM80 202H81V201H80ZM89 202H90V201H89ZM101 202H102V201H101ZM169 202H170V201H169ZM201 202H202V201H201ZM83 203H84V205H85V202H83ZM83 203H82V204H83ZM86 203H87V205H88V202H87V201H86ZM105 203H106V202H105ZM135 203H136V202H135ZM220 203L223 204V203H224V200H223V202H220ZM99 204H100V203H99ZM99 204H98V205H99ZM101 204H102V203H101ZM138 204H139V203H138ZM169 204H170V203H169ZM181 204H183V203H181ZM181 204H179V206H180ZM201 204H202V203H201ZM204 204H205V203H204ZM87 205H86V206H87ZM206 205H207V204H206ZM89 206L92 207V206H94V205H92V204L90 205V204H89L87 207H89ZM99 206H100V205H99ZM167 206L169 207V205H167ZM174 206H175V205H174ZM79 207H81V206H78V207H76V208H79ZM163 207H165V206H163ZM190 207H191V206H190ZM192 207H193V206H192ZM207 207H208V206H207ZM223 207H224V206H223ZM166 208H167V207H165L164 209L162 208V209H163V212H164V210H167ZM220 208H221V207H220ZM79 209H82V208H79ZM88 209H89V208H88ZM91 209L94 210L95 208H91ZM91 209H89V210H91ZM207 209H208V208H207ZM207 209H206V210H207ZM73 210H74V209H73ZM75 210H76L77 212H76V211H73V212H72L73 215H72V213H71L72 209H71V211L68 210V211H70V213H71V219L69 218L70 220L67 221V223H65V225H67V227L65 226V228H67V229L65 230V231H66V234L64 235V236H66V238H65V240L63 241V243L65 242V243H64L65 246H64L63 248H61V242H60L61 238H56V240H57V239H60V240H57L58 243L60 242V244H59L60 247H59V249H58V250H60V251L57 250V251L54 253V251L56 250V248L54 249L53 247H55V246H53V247L50 248L49 245H47V246L53 251L52 253H51L50 250L48 249L47 252H46V253H48V254L45 253V255H42V256H43V257H42L41 254H43L42 252H44L43 250H44L45 248L42 249V251H37V253H40V252H41L40 257L43 258V260H42L39 264H101V263H103V262H101V259L104 260V262L107 261V264H109V262H110V264H111V262H112V264H113L114 261H115L114 264H118V262L120 263V261H116V260H118V259H117V256H120V255H117V253H118L119 251L121 252V250L118 249L117 252L114 251L113 249H115V248H113V247H115V246H112V245H113L112 242H111V241H109V242L106 241V240H108L109 238H108V239L103 238L102 236H99L100 233H97V232H98V231H97L98 229L96 230V228H98V227L95 228V226L97 225V223H95L94 221H92L94 216H95L96 218H97V216H99L98 213H97V211H96V212L93 211V212H95V213L92 212L93 215H94V216H91L92 218L90 217V220L92 219V220H91L92 222H91V221L85 222V221H87V220H89V219H86V220L83 219L84 222H85V223L83 224V220H81L82 223H81V222H78L80 219L77 221L78 216H79L78 213H81V210H77V209H75ZM159 210H160V209H159ZM172 210H173V209H172ZM188 210H189V209H188ZM190 210H191V209H190ZM190 210H189V211H190ZM68 211H66V212H68ZM141 211H142V213H141ZM168 211H169V210H168ZM74 212L77 213L78 216H77ZM136 212H137V211H136ZM158 212L160 213L161 211H158ZM163 212H162V213H163ZM194 212H195V211H194ZM194 212H193V213H194ZM68 213H69V212H68ZM68 213H67V214H68ZM96 213H97V214H96ZM162 213H161V214H162ZM81 214H82V213H81ZM99 214H100V213H99ZM137 214H138V213H137ZM164 214H165V213H164ZM170 214H171V213H170ZM194 214H195V213H194ZM82 215H84V214H82ZM82 215H81V216H82ZM96 215H97V216H96ZM172 215H173V214H172ZM178 215L180 216V214H178ZM178 215H177V216H178ZM69 216H70V215H69ZM167 216H168V215H167ZM173 216H174V215H173ZM198 216H199V215H198ZM95 217H94V219H96ZM164 217H166V216H164ZM192 217H196V215H195V216L193 215ZM192 217H191V218H192ZM67 218H68V217H67ZM84 218H85V217H84ZM174 218H175V217H174ZM138 219H139V218H138ZM165 219H166V218H165ZM195 219H196V218H195ZM202 219H204V218H202ZM159 220H161V219H159ZM178 220H181V219H178ZM199 220H200V219H199ZM172 221H173V219H172ZM172 221H171V222H172ZM193 221H194V220H193ZM93 222H94L95 225H92ZM142 222H143V221H142ZM195 222H197V221H195ZM195 222H194V223H195ZM202 222H203V221H202ZM87 223H88V224H87ZM89 223H92V224H89ZM157 223H158V222H157ZM162 224H163V223H162ZM179 224H180V223H179ZM196 224H197V223H196ZM170 226H171L172 229H176V226H177V220H175V222L171 223ZM170 226H169V227H170ZM169 227H168V228H169ZM159 228H160V227H159ZM162 228H163V227H162ZM63 230H64V229H63ZM83 230H85V231H83ZM30 231H31V230H30ZM65 231H64V233H65ZM80 231H82V232L85 233L84 236H78L79 234L81 235V233H79ZM173 231H174V230H173ZM177 231H178V230H177ZM211 232H212V231H211ZM30 234H31V233H30ZM158 234H159V233H158ZM217 234H218V233H217ZM82 235H83V234H82ZM138 236H139V235H138ZM158 236H159V235H158ZM98 237L103 238V239L100 240ZM161 237H162V236H161ZM161 237H160V238H161ZM104 239H105V241H103ZM163 239H164V238H163ZM56 240H55V241H56ZM165 240H166V239H165ZM165 240H164V241H165ZM206 240H207V239H206ZM61 241H62V240H61ZM94 241H95V242H94ZM216 242H217V241H216ZM54 243H56V242H53V243L51 244V246H52ZM93 243H94V244H93ZM95 243H96V244H95ZM48 244H49V243H48ZM56 244H57V243H56ZM131 244H132V243H131ZM131 244H130V245H131ZM54 245H55V244H54ZM59 245H57V247H58ZM93 245L96 246V247H94V249L96 248V250H93L94 258H93V255L91 254V252H92V246H93ZM48 247H47V248H48ZM100 247H101V248H100ZM34 248H35V247H34ZM47 248H46V249H47ZM97 248H98V249H97ZM99 248H100V249H99ZM226 248H227V247H226ZM226 248H224V249H226ZM38 249H39V248H38ZM128 249H129V248H128ZM155 249H157V247H155ZM155 249H154V250H155ZM97 250L100 251V253H99L98 256L95 255V253H94V251L96 252ZM99 251H98V252H99ZM127 251H128V250H127ZM221 251H222V250H221ZM34 252H35V251H34ZM49 252H50V253H49ZM98 252H97V253H98ZM112 252H114V254H113ZM115 252H116V253H115ZM120 252H119V253H120ZM152 252H154V251H152ZM111 253H112V255H111ZM125 253H126V251H125ZM125 253H124V255H125ZM127 253H128V252H127ZM127 253H126V259H127L128 254H129V253H128V254H127ZM224 253H225V252H224ZM109 254H110V257L107 258V257L109 256ZM115 254H116L117 256H116ZM120 254H122L121 256H123V252L120 253ZM32 255H33V254H32ZM35 255L37 256V254H35ZM113 255H114V256H113ZM38 256H39V254H38ZM38 256H37V259H36V257H35V259L38 260V261H40V259H39ZM112 256H113V257H112ZM115 256H116V259H115ZM128 258H129V256H128ZM109 259H110V261H109ZM120 259H121V258L119 257V260H120ZM122 259H124V262H126V261L128 262V260H126L125 258L122 257ZM210 259H211V258H210ZM36 260H35V261H36ZM35 261H33V262L36 263ZM38 261H37V262H38ZM129 261L133 263V261H131V260H129ZM135 261H134V262H135ZM144 261H145V260H144ZM122 262H123V260L121 261L120 264H123ZM127 262H126V263H127ZM105 264H106V263H105ZM124 264H125V263H124ZM130 264H131V263H130Z\"/></svg>","mask_w":264,"mask_h":264}]
</instances>
